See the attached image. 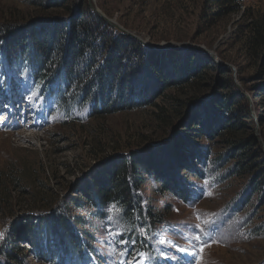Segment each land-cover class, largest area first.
<instances>
[{
  "label": "rangeland",
  "instance_id": "rangeland-1",
  "mask_svg": "<svg viewBox=\"0 0 264 264\" xmlns=\"http://www.w3.org/2000/svg\"><path fill=\"white\" fill-rule=\"evenodd\" d=\"M240 3L236 13L220 18L212 15L219 9L204 0H0V85L17 83L12 90L4 89L5 97L0 95V172L7 190L5 202H0V264L6 262L12 228L30 217L36 221L51 216L85 219L90 236L83 252L66 248L56 258L58 245L40 227L39 250L18 241V264H264V194L261 186L253 188L264 168L238 170L234 176L231 172L243 158L232 139L253 137L249 148L264 158V62L245 44L244 31L264 14V0ZM86 11L132 39L142 53L140 62L127 61L132 67L128 76L135 79L129 85L121 79L132 90L126 91L127 98L109 99L112 105H102L92 116L90 104L64 108L51 90L42 94L22 61L7 64L4 45L34 24L64 22L71 27L85 22ZM165 45L170 46L162 49ZM128 51L131 57L138 50ZM179 58L183 64L199 63L202 79L163 90L150 63ZM205 95L187 111L188 100ZM228 98L227 106L240 111L235 124L243 127L207 137L192 131V121L178 129L193 120L195 110L205 115V124H213V102ZM182 103L180 109L177 104ZM104 108L109 112L96 118ZM193 147L207 160L199 180L182 167L175 170ZM142 153L171 168L172 177L193 191L184 203L170 194L155 195L151 182L143 187L150 198L143 205L156 210L168 206L162 224L126 223L116 207L98 210L100 216L92 208L74 207L85 184L110 160Z\"/></svg>",
  "mask_w": 264,
  "mask_h": 264
},
{
  "label": "trees",
  "instance_id": "trees-1",
  "mask_svg": "<svg viewBox=\"0 0 264 264\" xmlns=\"http://www.w3.org/2000/svg\"><path fill=\"white\" fill-rule=\"evenodd\" d=\"M204 3L219 9L212 15L220 18L234 14L241 8L240 0H204ZM55 6H59L58 3H55ZM85 15L88 18L85 22L76 21L71 24V27L64 22L57 25L51 23L46 25L34 24L36 29L34 27L29 28L24 34L4 43V45L7 44L5 46V61L7 64L12 62V65L17 64L16 60L22 61L29 71L32 82L36 86H40L39 91L42 94L51 90L57 96L59 104L63 105L64 108L77 103L81 106L90 104L89 111L90 116H92V114H97L96 110L102 108V105L105 106L108 103L107 107L111 106L112 102L109 99L117 98L118 101L122 102L127 98L125 97L126 91L131 92L132 90L127 89V84H121V79H124L128 85L135 81L128 76L129 73H132L129 71L132 67L127 61L137 58L140 62L142 53H140L138 44L124 36L117 28H110L103 23L99 16L91 14L90 11H86ZM244 31L245 44L249 50L257 53L264 62V14L250 21ZM129 48H135L139 52L137 51L133 53V56L128 57ZM102 55L105 57L104 62L97 67L100 64L98 61L102 60L100 58ZM181 62L182 60L179 58L177 61L165 60L163 64L157 61L150 63V69L156 72L155 80L159 86L163 87V90L178 89L192 82L201 81L202 67L198 65L199 63L193 64L189 61L183 64ZM59 75L62 77L61 81H59ZM108 78L110 81L107 80ZM111 81L112 85L109 86ZM118 81L120 82L118 83ZM114 82L117 83L114 85ZM78 83L84 87L81 88ZM16 84L13 81H11V85L1 84L0 95L5 97L4 89L12 90ZM73 98H75L74 101H72ZM206 98L205 95L191 99L185 105L199 103ZM228 101L230 98L213 102L215 114L210 118L213 124L207 122L205 124L203 122L206 120L205 115L200 114L198 110H193V120H185L183 123L185 125H180L178 129L188 128L190 124L187 121H192L193 126L196 124V127H192V131L199 134L204 133L203 136L205 137L209 134H217L223 129L238 130L243 125H236L234 119L240 111L233 109L232 106L228 107ZM173 102L174 99H170L168 103L173 106ZM182 105L183 103L177 104L180 109ZM233 106L236 107V104L233 103ZM105 108L96 118L109 112ZM174 112L177 114L179 111L175 109ZM159 119L164 120L163 116H159ZM226 120L228 124H224ZM205 125L207 129L204 127ZM254 142L253 137L247 141L231 140V144L234 145L233 148L237 150L240 157H243L240 159L241 163L236 167V171L231 170L233 176L238 170L264 168V158L261 155L255 156L256 153L254 154L253 150L249 148V145ZM190 152H192L191 155L180 158L181 162L178 161L177 164L179 162L180 164L175 167V170L182 167V171L189 174L192 179L199 180L203 177L207 160L194 147ZM173 175L171 168H162L159 163L144 153L114 157L98 174L93 176L91 181L85 184L80 193V202H76L74 207L92 208L93 212L100 216L98 210H103L106 206H115L122 211L126 223L135 220V222L140 221L141 225L144 226L162 224L165 221L163 212L164 210L169 211L168 206L164 205L160 210H156L146 203L143 205V202L150 199L149 197L146 198L144 193L146 189L143 187L151 182L157 188L153 192L155 195L170 194L181 202H189L193 194L191 187L186 183L182 184L179 179H174ZM3 177H6L5 174L0 172V202H5L7 198V190L1 184ZM257 181L253 188L261 186L260 192L264 194V176H261ZM66 206L70 208L69 205ZM33 220L31 217L27 218L20 226L16 225V228H12V237L9 235L11 242L4 251L6 262L2 264H12L10 261H13L14 264L20 262L17 256L21 251L18 241H24L31 247L36 246L39 250L37 243L40 240L38 233L40 227H43L45 236H49L51 241L58 245L55 250L56 258L61 256L59 255L61 252L64 255L65 251L63 250L66 248L74 250L79 248V252H83L82 245L90 236L85 230L84 218L72 217L69 220L60 216H51ZM257 230L263 231V229ZM62 243L65 244L63 248Z\"/></svg>",
  "mask_w": 264,
  "mask_h": 264
},
{
  "label": "water",
  "instance_id": "water-1",
  "mask_svg": "<svg viewBox=\"0 0 264 264\" xmlns=\"http://www.w3.org/2000/svg\"><path fill=\"white\" fill-rule=\"evenodd\" d=\"M170 45H165L164 47H162V49L168 47ZM196 103V102H195ZM195 103H188V108H187V111L195 104ZM186 116V114H184ZM173 129H175V127H173Z\"/></svg>",
  "mask_w": 264,
  "mask_h": 264
},
{
  "label": "snow or ice",
  "instance_id": "snow-or-ice-1",
  "mask_svg": "<svg viewBox=\"0 0 264 264\" xmlns=\"http://www.w3.org/2000/svg\"><path fill=\"white\" fill-rule=\"evenodd\" d=\"M115 206H113V208H114ZM113 209H110V211H112ZM2 235H3V233L2 232H0V238H2ZM181 251H183V250H181Z\"/></svg>",
  "mask_w": 264,
  "mask_h": 264
},
{
  "label": "bare ground",
  "instance_id": "bare-ground-1",
  "mask_svg": "<svg viewBox=\"0 0 264 264\" xmlns=\"http://www.w3.org/2000/svg\"><path fill=\"white\" fill-rule=\"evenodd\" d=\"M3 117V116H2ZM1 121V120H0ZM3 121V120H2ZM183 254H185V256H187V257H190V255L188 254V253H186V252H184Z\"/></svg>",
  "mask_w": 264,
  "mask_h": 264
}]
</instances>
